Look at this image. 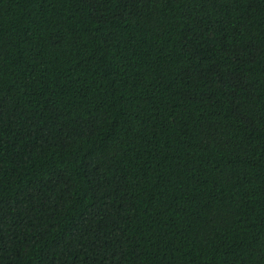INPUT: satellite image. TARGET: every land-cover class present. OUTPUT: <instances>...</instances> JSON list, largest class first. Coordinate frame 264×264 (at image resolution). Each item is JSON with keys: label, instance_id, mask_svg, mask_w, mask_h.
I'll list each match as a JSON object with an SVG mask.
<instances>
[{"label": "trees", "instance_id": "trees-1", "mask_svg": "<svg viewBox=\"0 0 264 264\" xmlns=\"http://www.w3.org/2000/svg\"><path fill=\"white\" fill-rule=\"evenodd\" d=\"M0 264H264V0H0Z\"/></svg>", "mask_w": 264, "mask_h": 264}]
</instances>
